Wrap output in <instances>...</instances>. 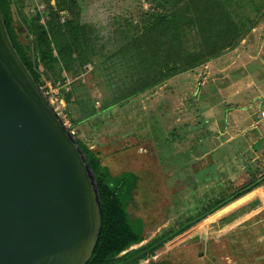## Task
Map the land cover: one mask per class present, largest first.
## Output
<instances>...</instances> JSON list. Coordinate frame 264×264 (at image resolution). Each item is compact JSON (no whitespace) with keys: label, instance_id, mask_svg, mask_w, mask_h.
<instances>
[{"label":"trees","instance_id":"trees-1","mask_svg":"<svg viewBox=\"0 0 264 264\" xmlns=\"http://www.w3.org/2000/svg\"><path fill=\"white\" fill-rule=\"evenodd\" d=\"M148 1L153 7L143 14L140 23L131 21L102 42L97 28L83 21L79 0H44L45 8L35 6L33 12L27 11L33 0H0L13 42L44 91L47 80L65 84L64 73L76 76L87 64L114 83L110 100L100 108L87 102L78 86L72 85L68 91L60 88L59 96L67 103L65 114L74 121L72 128L76 120L70 104L79 106L78 121L123 105L236 48L264 16V0ZM75 136L95 173L102 202V230L86 264H118L160 241L163 237L133 248L145 240V220L129 210L140 176L129 171L114 174L100 150ZM260 181L252 180L237 194L227 193L207 212H216L244 196L263 184L264 178ZM148 254L129 264H140Z\"/></svg>","mask_w":264,"mask_h":264},{"label":"rangeland","instance_id":"rangeland-1","mask_svg":"<svg viewBox=\"0 0 264 264\" xmlns=\"http://www.w3.org/2000/svg\"><path fill=\"white\" fill-rule=\"evenodd\" d=\"M79 1L83 7V21L97 28L102 42L118 32L122 26L126 27L127 23H140L143 14L153 7L148 0ZM43 4L44 0H33L27 11L33 12L36 8L43 10L45 7H40ZM210 62L212 61L208 63ZM201 67L180 73L188 76L195 72L198 78L193 81V88L197 86L198 93L202 91V84L198 85V82H202L205 76ZM64 74L67 77L65 84L55 85L47 80L51 84H46V93L50 95L54 105L59 107L61 115L70 126L74 121L65 114L67 103L59 96L60 88L65 87L68 91L72 85L78 86L85 100L96 108L110 100V86L114 83L108 81L103 73L96 72L93 65L87 64L84 71L76 76ZM157 96L155 92L150 97H143L141 94L123 105L102 110L84 121H78L79 106L70 104L72 116L76 120L73 128L87 144L101 151L104 163L110 166L114 174L129 171L140 176L129 210L133 216L145 220V240L133 248L153 242L159 237L165 238L169 233L180 229L176 233L178 235L174 234L166 239L161 246L142 259L140 264L152 260H158L162 264H189L191 251L190 254L205 258V261L210 259V264H236L239 261L233 259V263L231 259V254L236 253L228 250L229 247L225 245L226 238L223 236L224 232L229 233V226L224 228L216 225L213 221L219 217L218 214L207 212L215 202L227 195L225 183H218L215 176L217 184L212 189L208 187L205 179L199 178L196 181L194 172L198 164L187 161L184 151L175 146L180 137L179 131L171 127L175 115L170 104L164 106ZM192 102L190 95L183 96L180 104L183 120L190 118ZM201 164L207 165L205 161L200 162ZM197 182L202 189L198 188L200 186L196 185ZM206 212L205 216H201ZM246 235V231L241 230L236 235L232 234V238L242 239ZM262 244L264 245V237L255 244L257 250ZM200 252H204L205 256H199ZM250 255L239 260L244 264H264V251L253 260H249Z\"/></svg>","mask_w":264,"mask_h":264},{"label":"water","instance_id":"water-1","mask_svg":"<svg viewBox=\"0 0 264 264\" xmlns=\"http://www.w3.org/2000/svg\"><path fill=\"white\" fill-rule=\"evenodd\" d=\"M102 224L95 173L17 50L0 2V264H86Z\"/></svg>","mask_w":264,"mask_h":264},{"label":"crops","instance_id":"crops-1","mask_svg":"<svg viewBox=\"0 0 264 264\" xmlns=\"http://www.w3.org/2000/svg\"><path fill=\"white\" fill-rule=\"evenodd\" d=\"M201 70L205 76L198 82L202 84L199 93L196 85L193 88V81L198 78L194 72L188 76L178 74L142 96L150 97L155 92L164 106L170 104L175 115L171 127L180 133L175 146L184 151L187 161L198 164L196 181L203 178L214 189L216 176L218 183H225L228 194H237L252 180L259 182L264 178V119L260 118L264 109V16L236 48L207 62ZM185 95H190L193 102L190 118L183 120L180 104ZM202 161L207 165H200ZM216 213L219 217L213 222L220 227L229 226V233L224 232L223 236L228 250L236 253L231 254L233 263L237 259L236 264H242L239 259L248 254L253 260L264 251L263 244L258 250L255 245L264 237V183ZM241 230L246 231L245 237L232 238Z\"/></svg>","mask_w":264,"mask_h":264},{"label":"flooded vegetation","instance_id":"flooded-vegetation-1","mask_svg":"<svg viewBox=\"0 0 264 264\" xmlns=\"http://www.w3.org/2000/svg\"><path fill=\"white\" fill-rule=\"evenodd\" d=\"M191 252H189V255L191 257L189 264H210V262H211L210 259L207 260L209 262L208 263L207 261L204 260L205 258L202 259V258L198 257V255L195 256L193 254H190ZM199 256L204 257V252H200ZM242 264H244V263L242 262Z\"/></svg>","mask_w":264,"mask_h":264},{"label":"built area","instance_id":"built-area-1","mask_svg":"<svg viewBox=\"0 0 264 264\" xmlns=\"http://www.w3.org/2000/svg\"><path fill=\"white\" fill-rule=\"evenodd\" d=\"M41 8H44L45 7V4H43L42 6H40ZM39 10H40V8H39ZM47 84L48 85H50L51 83L50 82H47ZM51 99V98H50ZM51 101H52V99H51ZM54 104V103H53ZM57 108V107H56ZM58 109V111L60 112V110H59V107L57 108ZM260 118L261 119H264V109H262L261 111H260ZM66 121V120H65ZM67 123V122H66ZM68 125V127L70 128V130L72 131V133L74 134V135H76V130L74 129V128H72V126H70L69 124H67Z\"/></svg>","mask_w":264,"mask_h":264}]
</instances>
